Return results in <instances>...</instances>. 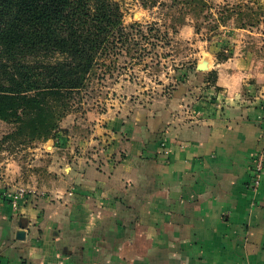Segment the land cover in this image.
<instances>
[{
  "label": "crops",
  "instance_id": "0c3cea01",
  "mask_svg": "<svg viewBox=\"0 0 264 264\" xmlns=\"http://www.w3.org/2000/svg\"><path fill=\"white\" fill-rule=\"evenodd\" d=\"M250 44L216 69L219 114L206 101L200 120L162 109L115 129L68 115L54 139L0 149V264H264V171L249 187L264 110L242 97L264 75ZM18 187L15 210L1 193Z\"/></svg>",
  "mask_w": 264,
  "mask_h": 264
},
{
  "label": "rangeland",
  "instance_id": "374dc122",
  "mask_svg": "<svg viewBox=\"0 0 264 264\" xmlns=\"http://www.w3.org/2000/svg\"><path fill=\"white\" fill-rule=\"evenodd\" d=\"M112 1L121 8L124 26L139 24L144 35L129 34L124 48L110 51L103 58L108 66L98 68L91 75L88 88L73 99L72 108L66 116L86 119L84 123L80 120L81 125H86L87 121L99 124L101 116L112 119L114 123L111 127L115 129L126 121L139 116L147 117L153 111L162 109L170 110L173 119L179 123L191 117H195L192 121H196L201 119V113L195 111L194 106L198 108L206 101L214 104V111L219 114L224 108L218 106L222 92L213 89L216 69L234 64V55L236 58L242 57L243 42L251 43L249 47L253 53L249 52L252 56L247 57L253 65L251 71L264 75V0H205L210 6V13L232 9V12H227L231 14L229 19L218 28L219 36H213L210 32L208 25L214 22L211 17L197 21L188 15L184 25L173 21L163 5H168L170 0H147V8L142 7L140 0ZM224 10L225 16L228 15ZM238 11L244 13L241 21L237 20ZM245 13H249L252 20L249 21ZM195 23L200 24L199 33L195 32ZM172 24L176 25V33L170 27ZM242 25L245 27L241 28ZM148 27L159 32H149ZM222 43L230 45L231 54L234 55L217 67L214 55ZM200 63L206 65L204 71L197 70ZM260 86L255 81L248 82L242 97L245 103L256 104V107L264 110V90ZM210 113L208 111L206 116H210ZM104 123L107 125L108 122ZM81 125L78 126L79 133H86L89 128ZM14 128L15 125L0 121V149H22L31 145L28 142L24 144L21 138L15 142H4L2 138L12 133ZM95 145L100 150L105 143L97 142Z\"/></svg>",
  "mask_w": 264,
  "mask_h": 264
},
{
  "label": "trees",
  "instance_id": "16d2710c",
  "mask_svg": "<svg viewBox=\"0 0 264 264\" xmlns=\"http://www.w3.org/2000/svg\"><path fill=\"white\" fill-rule=\"evenodd\" d=\"M140 1L149 7L147 0ZM163 5L180 25L188 15L197 21L211 17L213 36L220 35L219 26L232 12L210 13L205 0ZM243 15L238 11L237 20ZM170 27L176 33V25ZM199 27L195 23L196 33ZM153 30L159 32L147 28ZM129 34L144 31L136 23L125 27L121 8L112 0H0V121L15 125L2 140L21 138L27 145L54 139L73 99L88 88L98 68L108 66L103 58L125 47ZM231 55L230 45L222 43L215 58L226 61Z\"/></svg>",
  "mask_w": 264,
  "mask_h": 264
},
{
  "label": "built area",
  "instance_id": "2783aa9c",
  "mask_svg": "<svg viewBox=\"0 0 264 264\" xmlns=\"http://www.w3.org/2000/svg\"><path fill=\"white\" fill-rule=\"evenodd\" d=\"M264 171V146L252 160L251 164V178L249 187L255 191L259 188L261 178ZM28 190L25 187H18L13 191H6L1 193V197L4 200L9 201L13 209H18L19 204L26 199Z\"/></svg>",
  "mask_w": 264,
  "mask_h": 264
},
{
  "label": "water",
  "instance_id": "95a60500",
  "mask_svg": "<svg viewBox=\"0 0 264 264\" xmlns=\"http://www.w3.org/2000/svg\"><path fill=\"white\" fill-rule=\"evenodd\" d=\"M206 68H207L206 65L203 64V63H200V64L197 65V70L198 71H204ZM24 237H25V234L23 233V231H19L17 233V239L18 240H23Z\"/></svg>",
  "mask_w": 264,
  "mask_h": 264
}]
</instances>
